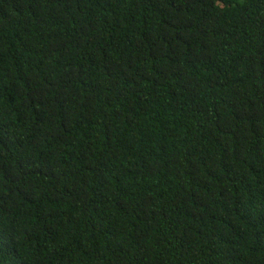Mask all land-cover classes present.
Returning a JSON list of instances; mask_svg holds the SVG:
<instances>
[{
	"label": "trees",
	"instance_id": "16d2710c",
	"mask_svg": "<svg viewBox=\"0 0 264 264\" xmlns=\"http://www.w3.org/2000/svg\"><path fill=\"white\" fill-rule=\"evenodd\" d=\"M0 264H264V0H0Z\"/></svg>",
	"mask_w": 264,
	"mask_h": 264
}]
</instances>
